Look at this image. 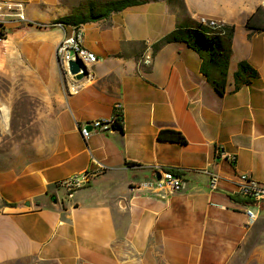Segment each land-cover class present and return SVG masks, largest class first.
Returning a JSON list of instances; mask_svg holds the SVG:
<instances>
[{"label": "crops", "instance_id": "0c3cea01", "mask_svg": "<svg viewBox=\"0 0 264 264\" xmlns=\"http://www.w3.org/2000/svg\"><path fill=\"white\" fill-rule=\"evenodd\" d=\"M0 1L21 3L25 18L39 24L67 15L59 0ZM257 9L261 27L264 0L150 1L80 26L83 46L98 61L83 87L66 96L54 57L63 31L1 17L3 42L23 55L26 70L15 78L37 102L24 110L33 115L26 126L37 132L0 152V264H264V205L236 194L241 174L264 184V30L245 29ZM201 17L233 28L229 45L222 44L229 50L222 94L185 41L153 48ZM242 61L258 75L234 90ZM206 72L217 79L219 69L213 64ZM11 98L9 92L0 102L1 126H8ZM116 115L121 131L83 140L79 126ZM166 129L186 143L159 140ZM98 163L106 167L102 174L59 199L60 181ZM156 167L180 170L184 189L136 188ZM211 173L220 177L215 191ZM247 210L257 215L251 224Z\"/></svg>", "mask_w": 264, "mask_h": 264}, {"label": "built area", "instance_id": "2783aa9c", "mask_svg": "<svg viewBox=\"0 0 264 264\" xmlns=\"http://www.w3.org/2000/svg\"><path fill=\"white\" fill-rule=\"evenodd\" d=\"M4 16L10 18V21L16 23V25L31 26L39 29H48L51 27L61 29L63 35L54 49V57L61 77L62 91L65 96L72 95L77 93L83 87L84 82L90 77V66L97 63L98 58L94 53L83 46V36L79 27L74 28L65 26L58 22L48 25L32 22L25 18L21 3L0 1V43L5 40L7 35L4 25L6 22L1 19V17ZM198 25L207 29L211 35L224 34V26L215 20L201 17L198 19ZM66 28L70 29V34H66ZM72 61L79 63L86 71V76L80 80H76L69 72V63ZM142 63L148 66L151 63V60L148 57H144ZM79 73H82V68L79 70ZM119 108L120 105L116 104L115 109L118 110ZM120 116H112L108 120H95L84 126H79V133L83 140H87L93 132H109L117 130L115 124H122ZM220 156L230 162H234L235 160L234 156H226L223 153L220 154ZM105 170L106 167L98 163V168L95 171H83L60 181L58 185L64 189L66 198L69 199L72 197L74 191L83 188L90 180L96 178ZM156 175L159 177L158 179L155 178ZM208 176L209 189L215 191L220 181V177L214 173L208 174ZM184 186L185 182L182 179L180 170L156 167L153 172V177L150 180L141 182L136 188L154 192L165 191L173 193L181 192L184 189ZM236 194L252 203L260 206L264 205V184L258 183L246 174L238 176L236 182ZM246 216L250 224L257 218L256 213L249 210L246 211Z\"/></svg>", "mask_w": 264, "mask_h": 264}, {"label": "trees", "instance_id": "16d2710c", "mask_svg": "<svg viewBox=\"0 0 264 264\" xmlns=\"http://www.w3.org/2000/svg\"><path fill=\"white\" fill-rule=\"evenodd\" d=\"M150 1L158 0H87V2L75 7L66 16L60 18L57 22L65 26L78 28L80 26L96 23L108 19L112 14L119 13L129 7L139 6ZM170 1V0H168ZM260 9H257L245 23V29L252 32L264 30V26L257 27L255 18L259 16ZM224 34L211 35L209 31L197 25L190 30L178 29L165 35L157 41L153 48L160 49L162 46L178 41H185L200 56L201 72L219 94L224 92L227 60L229 55L228 48H224L222 44L229 45L233 35V28L224 27ZM216 65L219 69L217 79H211L206 69L212 65ZM257 72L246 62H239L236 71L233 73L234 90L240 89L243 85L249 83L250 79L257 77ZM118 115H116L117 117ZM120 116V115H119ZM122 123V115L120 116ZM117 130H122V124H115ZM161 141L176 142L185 144L183 136L173 130H161L158 134Z\"/></svg>", "mask_w": 264, "mask_h": 264}, {"label": "rangeland", "instance_id": "374dc122", "mask_svg": "<svg viewBox=\"0 0 264 264\" xmlns=\"http://www.w3.org/2000/svg\"><path fill=\"white\" fill-rule=\"evenodd\" d=\"M85 2H87V0H59L60 7L66 14ZM0 45H3V51L0 53V65H2L0 68V102H5L8 93L12 92V98L9 101L13 103L10 108L11 113L8 126L0 125L1 152L16 143L30 140L35 136L37 126H26L25 124V122L33 118V115L24 112V110L25 107H29L30 111L34 110L37 102L34 100L29 101L26 95L22 93L17 86L18 82L15 77L20 74V71L23 72L26 70L21 64L23 62L22 52L17 48L16 44L7 47L8 44H6V42H1ZM60 190L61 193L58 194L59 199L66 201L65 191L63 189ZM260 218H264V213H261Z\"/></svg>", "mask_w": 264, "mask_h": 264}, {"label": "water", "instance_id": "95a60500", "mask_svg": "<svg viewBox=\"0 0 264 264\" xmlns=\"http://www.w3.org/2000/svg\"><path fill=\"white\" fill-rule=\"evenodd\" d=\"M81 68H82V73H79V70ZM69 72H70L71 75H73L75 77L76 80H80L84 76H86L85 69L79 63L74 62V61H72V62L69 63ZM155 178L158 179L159 177L156 175ZM26 205H29V204L26 203ZM262 213H264V211H262Z\"/></svg>", "mask_w": 264, "mask_h": 264}, {"label": "bare ground", "instance_id": "6f19581e", "mask_svg": "<svg viewBox=\"0 0 264 264\" xmlns=\"http://www.w3.org/2000/svg\"><path fill=\"white\" fill-rule=\"evenodd\" d=\"M1 108H2V107H0V111H1ZM2 109H3V108H2ZM1 118H2V116H1V113H0V122H1Z\"/></svg>", "mask_w": 264, "mask_h": 264}]
</instances>
